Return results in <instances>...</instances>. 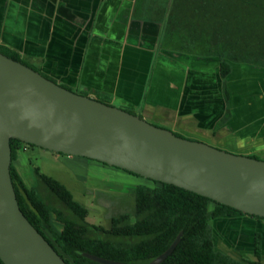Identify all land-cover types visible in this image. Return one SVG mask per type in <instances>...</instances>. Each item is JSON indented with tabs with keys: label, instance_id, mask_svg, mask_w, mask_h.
<instances>
[{
	"label": "crops",
	"instance_id": "crops-1",
	"mask_svg": "<svg viewBox=\"0 0 264 264\" xmlns=\"http://www.w3.org/2000/svg\"><path fill=\"white\" fill-rule=\"evenodd\" d=\"M166 7V0H0V47L74 92L133 108L146 121L191 140L257 156L264 151V111L253 104L248 111L232 107L230 83L227 100L217 59L158 49ZM188 57L195 60L193 68ZM211 61L218 63L213 77L204 71ZM253 71L264 68L233 63L228 78ZM29 149L19 148L12 164L31 188L37 181L28 183L24 173L41 151ZM213 227L219 250L255 259L254 241L256 234L264 240V221L233 216L216 219Z\"/></svg>",
	"mask_w": 264,
	"mask_h": 264
},
{
	"label": "water",
	"instance_id": "water-1",
	"mask_svg": "<svg viewBox=\"0 0 264 264\" xmlns=\"http://www.w3.org/2000/svg\"><path fill=\"white\" fill-rule=\"evenodd\" d=\"M12 139L174 185L264 218V160L177 136L140 115L81 95L0 52V259L68 264L21 211L11 176ZM149 264H162L177 248ZM97 264H127L90 253Z\"/></svg>",
	"mask_w": 264,
	"mask_h": 264
},
{
	"label": "trees",
	"instance_id": "trees-1",
	"mask_svg": "<svg viewBox=\"0 0 264 264\" xmlns=\"http://www.w3.org/2000/svg\"><path fill=\"white\" fill-rule=\"evenodd\" d=\"M163 12L165 48L182 47L198 58L217 59L227 100L226 82L233 63L264 68V0H172ZM0 52L25 64L12 51L0 47ZM79 94L90 97L85 92ZM96 99L111 105L104 97ZM121 109L139 115L133 108ZM11 147L13 163L19 148L37 146L12 139ZM11 176L21 211L68 264H97L82 253L127 264H149L168 250L180 233L182 240L162 264H262L261 234H256L254 241L256 260H247L218 249L213 222L233 216L264 218L174 185L156 182V188L138 187L135 217L121 214L111 219L110 228H104L87 223L89 208L57 179L36 169L37 185L28 188L13 164ZM0 264H4L1 259Z\"/></svg>",
	"mask_w": 264,
	"mask_h": 264
},
{
	"label": "rangeland",
	"instance_id": "rangeland-1",
	"mask_svg": "<svg viewBox=\"0 0 264 264\" xmlns=\"http://www.w3.org/2000/svg\"><path fill=\"white\" fill-rule=\"evenodd\" d=\"M185 60L188 64L187 67L193 68L195 60L189 57ZM217 65V61L206 62L204 64L206 70L204 71L208 73V76L213 77ZM235 65L237 64L233 66ZM238 65L243 67L241 64ZM227 81L226 84L230 83L229 90L231 91L230 97L233 108L238 105L239 108H246L248 111L250 104H253L256 110L264 111V97L261 96L262 94L264 95V72L253 71L248 76L235 73L232 78H227ZM224 86L225 83L223 81V88ZM246 86L249 91H246ZM248 94L250 95L248 96ZM112 106L120 108L121 105L118 102H114ZM181 137L191 140L183 135ZM210 146L229 153L239 154V151L231 145L225 147L221 145ZM30 149L41 151V153L37 158L32 157L30 153L25 154L26 157H32V165H29V169L24 173L27 182L32 183L33 181H37L36 169H39L40 173H44L62 182L73 193L77 201L89 208V215L86 221L90 225L110 228L111 219L119 217L121 214L127 213L135 217L136 185L145 184L150 188L158 186L155 181L127 173L124 170L94 160L60 155L39 147H30ZM256 155L260 160H264V151L257 152ZM53 223L57 229H60L61 225L55 220H53ZM230 254L236 257L241 256L238 252ZM242 257L247 260H256L250 257L249 254L242 255Z\"/></svg>",
	"mask_w": 264,
	"mask_h": 264
},
{
	"label": "flooded vegetation",
	"instance_id": "flooded-vegetation-1",
	"mask_svg": "<svg viewBox=\"0 0 264 264\" xmlns=\"http://www.w3.org/2000/svg\"><path fill=\"white\" fill-rule=\"evenodd\" d=\"M167 2V6L170 7L171 5V2L172 0H166ZM175 48V47H173ZM159 50H169V49H166L165 48V45H164V35L162 36V38L159 40V47H158ZM173 51H178V52H184V53H189V54H194L192 51H188V49H185V48H180L178 47L177 49H173ZM195 55V54H194ZM257 221H260V220H257ZM262 239H263V236H262Z\"/></svg>",
	"mask_w": 264,
	"mask_h": 264
},
{
	"label": "built area",
	"instance_id": "built-area-1",
	"mask_svg": "<svg viewBox=\"0 0 264 264\" xmlns=\"http://www.w3.org/2000/svg\"><path fill=\"white\" fill-rule=\"evenodd\" d=\"M27 149V147H25V150Z\"/></svg>",
	"mask_w": 264,
	"mask_h": 264
}]
</instances>
